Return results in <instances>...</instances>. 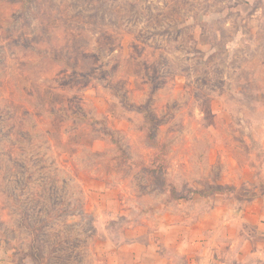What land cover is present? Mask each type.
Masks as SVG:
<instances>
[{
    "label": "rangeland",
    "instance_id": "1",
    "mask_svg": "<svg viewBox=\"0 0 264 264\" xmlns=\"http://www.w3.org/2000/svg\"><path fill=\"white\" fill-rule=\"evenodd\" d=\"M263 181L264 0H0V264H234Z\"/></svg>",
    "mask_w": 264,
    "mask_h": 264
},
{
    "label": "crops",
    "instance_id": "2",
    "mask_svg": "<svg viewBox=\"0 0 264 264\" xmlns=\"http://www.w3.org/2000/svg\"><path fill=\"white\" fill-rule=\"evenodd\" d=\"M216 212L218 211L215 210V212L213 211V213L209 215V223L192 224L191 222H189L185 225L177 226L175 227V232H177V235H175V232L173 231H165V237H163V239L168 244L170 241H174L175 244H181L185 247L188 245V250L192 252L191 242L193 237H196L198 233H204V231H206L207 233L208 230L210 235L212 230L217 226L218 220ZM222 212V217L224 218V216L227 215L229 211L222 210ZM236 224L239 232L242 230H244L245 232V229H247L249 234L247 233L248 237H245V239L243 240L244 243H241V245L239 246L238 249L242 256L236 259V262L234 264H246L248 260L252 258L264 261V199H262L261 197H257L252 202L247 203V207L241 210V215L239 216V219L236 220ZM224 225H228V228L229 225H231V222L229 223L228 218L226 219V223ZM253 228L257 230V233L253 231ZM253 233H256L258 235V238H255ZM235 246L236 245L231 244L230 248L233 249ZM247 255L250 256L247 257ZM140 259L141 258L137 257L138 261ZM142 261L147 264H157L156 262L151 261V257H144L142 258ZM161 264H164V262H162Z\"/></svg>",
    "mask_w": 264,
    "mask_h": 264
}]
</instances>
